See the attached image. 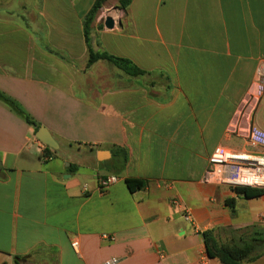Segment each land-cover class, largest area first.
I'll return each mask as SVG.
<instances>
[{"label":"crops","instance_id":"crops-1","mask_svg":"<svg viewBox=\"0 0 264 264\" xmlns=\"http://www.w3.org/2000/svg\"><path fill=\"white\" fill-rule=\"evenodd\" d=\"M93 2L0 0V95L22 113L0 100V264H220L202 232L264 227V195L204 181L217 148L264 153L248 140L251 128L264 131L253 93L264 0H132L125 10L107 0L86 43ZM113 9L119 22L107 30ZM89 49L144 74L88 65ZM39 129L57 144L49 160ZM125 179L145 186L131 193Z\"/></svg>","mask_w":264,"mask_h":264},{"label":"trees","instance_id":"trees-1","mask_svg":"<svg viewBox=\"0 0 264 264\" xmlns=\"http://www.w3.org/2000/svg\"><path fill=\"white\" fill-rule=\"evenodd\" d=\"M107 0H94L91 9L84 19V35L85 41L88 42L89 25L93 22L100 9ZM132 0H117V7L120 10H125ZM105 60L111 66L120 70L122 73L129 76H140L144 74L142 70L137 68L130 61L123 58L109 55L105 52H92L89 49L88 65L98 61ZM0 100L4 102L15 113L22 116V113L14 102L0 95ZM24 120L31 124L32 122L24 117ZM37 130V128H36ZM51 149L46 147L45 154H49ZM50 155V154H49ZM123 163L126 161V154L123 151ZM125 185L129 192L134 193L145 186V182L138 179H125ZM238 195H242L246 199H252L264 195V191L237 188L233 189ZM234 200L228 199L225 205L229 208L231 214L234 213ZM205 253L209 259H216L220 264H244L257 260L264 254V227L249 226L243 229L233 228H217L207 230L201 233ZM23 258L16 257L13 264H21Z\"/></svg>","mask_w":264,"mask_h":264},{"label":"built area","instance_id":"built-area-1","mask_svg":"<svg viewBox=\"0 0 264 264\" xmlns=\"http://www.w3.org/2000/svg\"><path fill=\"white\" fill-rule=\"evenodd\" d=\"M253 93L264 106V73H262L254 84ZM248 140L251 145L264 146V131L251 128L248 132ZM42 157L50 159V155L42 152ZM116 177L101 178L97 182V190L104 193L107 188L115 183ZM204 181L219 186H225L231 190L247 188L264 191V153L254 154L249 152H233L223 148H217L208 159V169ZM171 204L177 208L182 206L177 198L171 200ZM183 218L192 222L190 214L184 209ZM75 250L77 243H72ZM119 259L110 258L98 264H118Z\"/></svg>","mask_w":264,"mask_h":264},{"label":"water","instance_id":"water-1","mask_svg":"<svg viewBox=\"0 0 264 264\" xmlns=\"http://www.w3.org/2000/svg\"><path fill=\"white\" fill-rule=\"evenodd\" d=\"M119 16V10L113 9L109 12H107L103 17V26L107 30H112L119 22L118 20ZM37 139L43 143L45 146L49 147L50 149H57V144L53 141V139L50 137V135L44 130L39 129L36 134Z\"/></svg>","mask_w":264,"mask_h":264},{"label":"rangeland","instance_id":"rangeland-1","mask_svg":"<svg viewBox=\"0 0 264 264\" xmlns=\"http://www.w3.org/2000/svg\"><path fill=\"white\" fill-rule=\"evenodd\" d=\"M247 201H239V208H238V212H239V216H241L242 214H244L245 210L243 209V205H246Z\"/></svg>","mask_w":264,"mask_h":264}]
</instances>
